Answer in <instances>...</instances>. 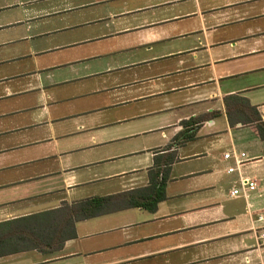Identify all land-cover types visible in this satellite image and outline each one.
Instances as JSON below:
<instances>
[{
	"label": "crops",
	"instance_id": "obj_1",
	"mask_svg": "<svg viewBox=\"0 0 264 264\" xmlns=\"http://www.w3.org/2000/svg\"><path fill=\"white\" fill-rule=\"evenodd\" d=\"M233 95L264 121V0H0V223L145 187L176 157L154 212L0 264H264V140L230 127ZM241 180L256 190L231 196Z\"/></svg>",
	"mask_w": 264,
	"mask_h": 264
},
{
	"label": "trees",
	"instance_id": "obj_2",
	"mask_svg": "<svg viewBox=\"0 0 264 264\" xmlns=\"http://www.w3.org/2000/svg\"><path fill=\"white\" fill-rule=\"evenodd\" d=\"M224 107L231 128L237 124L253 126L258 137L264 140L261 114L244 97L227 96L224 98ZM216 115L217 112H212L182 122L188 129L175 138L184 136L187 141L194 139L199 125ZM175 160L174 153L156 157L148 172V185L145 187L73 203L64 202L56 209L0 223V257L28 250L45 254L56 252L67 240L75 237V225L80 221L131 208L154 212L157 205L166 199L167 172Z\"/></svg>",
	"mask_w": 264,
	"mask_h": 264
},
{
	"label": "built area",
	"instance_id": "obj_3",
	"mask_svg": "<svg viewBox=\"0 0 264 264\" xmlns=\"http://www.w3.org/2000/svg\"><path fill=\"white\" fill-rule=\"evenodd\" d=\"M232 153H226L224 154V159L228 160L232 157ZM237 164L240 163L238 159H236ZM234 169L230 168L228 172H233ZM257 188V184L255 181H248V180H241L240 185L238 188H235L231 192V196H237L239 194H246L248 192L255 191ZM259 239L262 243H264V233L260 234Z\"/></svg>",
	"mask_w": 264,
	"mask_h": 264
}]
</instances>
